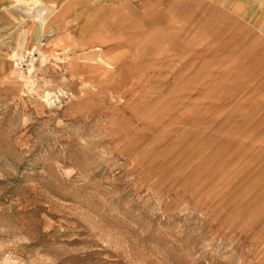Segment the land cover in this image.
Instances as JSON below:
<instances>
[{"label": "rangeland", "instance_id": "rangeland-1", "mask_svg": "<svg viewBox=\"0 0 264 264\" xmlns=\"http://www.w3.org/2000/svg\"><path fill=\"white\" fill-rule=\"evenodd\" d=\"M10 1L0 264H264V0L119 1L24 73Z\"/></svg>", "mask_w": 264, "mask_h": 264}, {"label": "crops", "instance_id": "crops-1", "mask_svg": "<svg viewBox=\"0 0 264 264\" xmlns=\"http://www.w3.org/2000/svg\"><path fill=\"white\" fill-rule=\"evenodd\" d=\"M119 1L123 0H11V8L29 10V19L20 22L15 31L17 49L36 44L37 49L50 53L56 47L103 43L113 33L110 18L122 7ZM103 13L104 21L100 18Z\"/></svg>", "mask_w": 264, "mask_h": 264}, {"label": "built area", "instance_id": "built-area-1", "mask_svg": "<svg viewBox=\"0 0 264 264\" xmlns=\"http://www.w3.org/2000/svg\"><path fill=\"white\" fill-rule=\"evenodd\" d=\"M37 62V55L34 51H26L13 60V67L19 73L28 72Z\"/></svg>", "mask_w": 264, "mask_h": 264}, {"label": "bare ground", "instance_id": "bare-ground-1", "mask_svg": "<svg viewBox=\"0 0 264 264\" xmlns=\"http://www.w3.org/2000/svg\"><path fill=\"white\" fill-rule=\"evenodd\" d=\"M37 16V15H36ZM36 18V17H35ZM40 20V19H39ZM62 23V22H61ZM53 26V25H52ZM45 27V26H44ZM49 29V28H48ZM32 33V32H31ZM46 35V34H45ZM19 40H21V39H19ZM41 41V40H40ZM39 41V42H40ZM20 42V41H19ZM18 42V43H19ZM22 42H23V40H22ZM52 42V41H51ZM41 45H43V43H40ZM51 44V43H50ZM57 44H58V42H57ZM16 45V44H15ZM54 46H57V45H54ZM23 49V48H22ZM27 49L29 50V51H35L36 49H37V46H36V44H31L30 46H28L27 47ZM47 49V48H46ZM16 51V50H15ZM15 51H12V52H10L9 54H7V55H5V63H4V65L5 64H8L9 62H10V60H12L14 57H16L17 56V53L15 52ZM50 52V51H49ZM20 55V54H19ZM50 55V54H49ZM53 55V54H52ZM42 60H44V56L42 57V56H40L39 57V61L40 62H42ZM34 69H35V66L34 67H32L30 70H29V72H33L34 71ZM12 73V72H11ZM19 75V74H18ZM21 79V78H20ZM23 79V78H22ZM22 86V85H21Z\"/></svg>", "mask_w": 264, "mask_h": 264}]
</instances>
